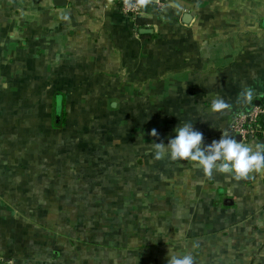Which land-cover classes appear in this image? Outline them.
I'll return each mask as SVG.
<instances>
[{"label": "crops", "instance_id": "0c3cea01", "mask_svg": "<svg viewBox=\"0 0 264 264\" xmlns=\"http://www.w3.org/2000/svg\"><path fill=\"white\" fill-rule=\"evenodd\" d=\"M254 106L264 0H141L134 22L113 0H0V259L264 264V170L207 175L154 149L186 122L236 138Z\"/></svg>", "mask_w": 264, "mask_h": 264}, {"label": "clouds", "instance_id": "9594fccd", "mask_svg": "<svg viewBox=\"0 0 264 264\" xmlns=\"http://www.w3.org/2000/svg\"><path fill=\"white\" fill-rule=\"evenodd\" d=\"M251 92L247 93V100H251ZM227 105L222 99H213L211 109L221 110ZM167 143L156 142L154 145L155 158H162L167 152L169 158L175 160H188L201 167L205 174L212 171L228 173L236 179L247 176L252 171L264 170V143L252 145L244 143L221 130L220 138L213 139L211 143H203V133L193 127V123L176 125ZM152 136H157L155 129ZM166 264H194L191 252H175L167 254Z\"/></svg>", "mask_w": 264, "mask_h": 264}, {"label": "built area", "instance_id": "2783aa9c", "mask_svg": "<svg viewBox=\"0 0 264 264\" xmlns=\"http://www.w3.org/2000/svg\"><path fill=\"white\" fill-rule=\"evenodd\" d=\"M118 8L130 21L141 12V0H113ZM230 129L241 137V142L249 139L264 143V107L254 106L246 112L238 114L232 121ZM0 264H11L7 259H0Z\"/></svg>", "mask_w": 264, "mask_h": 264}, {"label": "trees", "instance_id": "16d2710c", "mask_svg": "<svg viewBox=\"0 0 264 264\" xmlns=\"http://www.w3.org/2000/svg\"><path fill=\"white\" fill-rule=\"evenodd\" d=\"M57 111H59L58 112L59 119L56 127H61V125L64 123L65 120V107L63 105L57 106Z\"/></svg>", "mask_w": 264, "mask_h": 264}, {"label": "water", "instance_id": "95a60500", "mask_svg": "<svg viewBox=\"0 0 264 264\" xmlns=\"http://www.w3.org/2000/svg\"><path fill=\"white\" fill-rule=\"evenodd\" d=\"M54 2L56 4H63V3H65V0H54ZM236 138H239V140L241 141V137L239 135H236Z\"/></svg>", "mask_w": 264, "mask_h": 264}]
</instances>
